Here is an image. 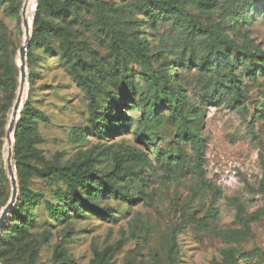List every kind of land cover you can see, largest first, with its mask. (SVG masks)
<instances>
[{
  "label": "rangeland",
  "instance_id": "rangeland-1",
  "mask_svg": "<svg viewBox=\"0 0 264 264\" xmlns=\"http://www.w3.org/2000/svg\"><path fill=\"white\" fill-rule=\"evenodd\" d=\"M25 1L0 0V77L12 79L13 90L9 108H5L8 96L0 92V217L12 197L6 134L20 90L22 58L28 64V46L22 51L26 42L22 20ZM137 1L104 0V11L120 33L148 42L154 63H170L173 59L163 52V43L184 38L181 29L170 23L151 26L135 12ZM215 1L211 8L189 9L191 20L202 27L212 26L251 50L264 52V17L260 13L249 15L254 1ZM19 6L16 14L13 9ZM37 7L38 0H31L27 10L29 43ZM78 17L70 20L69 28L89 63L99 69L100 83L108 85L110 74L120 79L131 75L135 99L146 101L148 107L145 112L135 111L134 100L124 101V113L133 119L131 124H125L116 136L99 135L92 130L90 100L74 81L69 67L59 56H48L42 48L35 51V78L29 82L27 70L21 108L22 113L23 105L28 104L45 119L33 123L34 137L41 142L35 147L34 158L26 155V175L23 166L21 169L24 188L37 195L35 219L22 249L0 245V264H264V75L244 79L247 102L233 110L225 105L209 106L201 98L206 86L215 81L214 74L183 71L188 101L201 108L193 123L202 128L207 164L203 171L194 168L190 157L184 155V163L186 160L193 172L162 166L156 150L175 152L173 142L178 134L177 125L153 118L154 106L162 103V91L142 78L129 56L117 53L95 12L85 10ZM108 91L116 92L113 88ZM19 120L13 131L12 161ZM139 132L149 140L138 141ZM133 151L149 153L152 166H142L138 157L128 158ZM90 153L97 156L96 169L102 175L111 173L118 160L116 169H127L125 186L129 196L139 201L130 205L101 194L91 202L113 209L115 220L94 216L82 206L83 218H73L74 214L69 213L68 219L58 222L50 207L58 204L56 194L66 185L42 177L35 170L45 172L55 163L81 162ZM234 166L241 168L235 182L229 172ZM13 169L18 200L19 172L14 165ZM233 198L241 203V219L236 216ZM213 207L219 210L215 218ZM13 220L9 213L5 225L13 228Z\"/></svg>",
  "mask_w": 264,
  "mask_h": 264
},
{
  "label": "trees",
  "instance_id": "trees-1",
  "mask_svg": "<svg viewBox=\"0 0 264 264\" xmlns=\"http://www.w3.org/2000/svg\"><path fill=\"white\" fill-rule=\"evenodd\" d=\"M253 1L254 5L249 15L254 17L260 13L264 17V0ZM215 3V0H138L134 3L135 12L143 16L151 26L170 23L173 27L180 28L184 36L170 43L166 41L163 43V52L168 58L173 59L170 63L169 61L154 63L146 40L131 39L111 24L104 11V0H38L32 38L27 49L28 81L33 82L35 78L33 70L36 64L35 51L42 48L48 56H59L61 62L69 67L76 84L85 91L90 100L92 130L97 134L116 136L125 128V124H131L133 119L124 113V101L134 100L133 110L146 111L148 107L146 101L136 100L132 92L131 75L120 79L110 74L107 77L108 85L100 83L102 75L99 74V69H95L89 63L69 28L70 20L79 19L78 16H81L83 11L95 12L97 21L108 32L117 53L129 56L140 70L142 78L150 86L162 91V103L160 106H154L153 118L178 126V134L173 142L176 146L175 152L172 153L169 149L156 150L158 163L162 166L172 165L188 173L193 172L194 168L203 171L207 164L205 160L207 143L202 136V128L195 127L193 123L198 118L201 108L197 103L188 101L183 71L196 70L214 74L215 81L206 86L201 98L209 106L225 105L233 110L247 102L244 96V79L264 75V52L257 48L251 50L250 47L229 39L214 27H202L191 20L189 9L195 6L211 8ZM21 4L22 2L20 6ZM20 6L13 9L16 14L19 13ZM112 88L116 92L108 91ZM0 92L8 96L5 108H9L13 101L12 79L0 77ZM260 110L256 109V112L259 113ZM37 120L45 119L28 104H24L15 131L12 161L19 172V198L10 211V215L14 217V227L8 228L4 224L5 228L0 236L1 246L17 247L19 250L27 244L29 227L33 225L35 219L37 195L24 188L21 169L23 166V174L26 175L23 165L24 160L28 158L26 155L34 158L35 147L41 142L34 137L33 123ZM136 139L141 142L149 140L144 132H139ZM184 155L185 158L190 157L194 168L187 167L186 160L184 163L182 158ZM136 157L142 166H152L149 153L133 151L128 155V158ZM98 163L97 156L90 153L81 162L66 165L55 163L45 172L34 169L40 176L52 177L57 183L66 185L65 190H59L56 194L58 204L50 207L53 219L58 222L68 219L69 213L74 214L73 218H83L85 214L80 212V207L84 206L94 216L115 220L113 209L102 208L91 202L93 197L101 194H108L130 205L139 201L129 196L128 188L125 186L127 169L124 171L116 169L119 167L118 160L114 161L113 171L106 175H102L96 169ZM30 172L29 166V174ZM262 186L264 187V178ZM238 201L239 199L233 198L236 216L241 219V203ZM213 212L212 218L219 215L216 207H213Z\"/></svg>",
  "mask_w": 264,
  "mask_h": 264
},
{
  "label": "water",
  "instance_id": "water-1",
  "mask_svg": "<svg viewBox=\"0 0 264 264\" xmlns=\"http://www.w3.org/2000/svg\"><path fill=\"white\" fill-rule=\"evenodd\" d=\"M31 0H26L24 7L22 9V20H23V26H24V32H25V38L26 42L22 47V51L26 50V47L28 46L29 40H30V25L27 18V9L29 6ZM20 73H21V79H20V90L18 93L17 100L14 104L11 120L7 129L6 139L9 147L8 151V159H7V167H8V173L10 175L11 179V185H12V197L7 205V207L4 209L1 217H0V233L3 229V226L8 218V215L12 208L15 206L17 197H18V185H17V178L14 173L13 169V162H12V142H13V131L14 127L17 123V121L20 118L21 115V108L24 100V94H25V88L27 84V65H26V59L22 58L21 66H20Z\"/></svg>",
  "mask_w": 264,
  "mask_h": 264
},
{
  "label": "built area",
  "instance_id": "built-area-1",
  "mask_svg": "<svg viewBox=\"0 0 264 264\" xmlns=\"http://www.w3.org/2000/svg\"><path fill=\"white\" fill-rule=\"evenodd\" d=\"M225 168V167H224ZM227 168V167H226ZM241 171V168L240 167H238V168H236L235 166L234 167H230V169H229V172L231 173V175H232V181L233 182H235L236 181V175L238 176Z\"/></svg>",
  "mask_w": 264,
  "mask_h": 264
},
{
  "label": "bare ground",
  "instance_id": "bare-ground-1",
  "mask_svg": "<svg viewBox=\"0 0 264 264\" xmlns=\"http://www.w3.org/2000/svg\"><path fill=\"white\" fill-rule=\"evenodd\" d=\"M30 4V3H29ZM29 7V6H28ZM28 10V9H27ZM27 18H28V15H27ZM28 21H29V19H28ZM29 25H30V21H29Z\"/></svg>",
  "mask_w": 264,
  "mask_h": 264
}]
</instances>
